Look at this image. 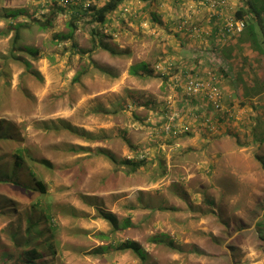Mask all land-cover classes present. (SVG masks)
I'll list each match as a JSON object with an SVG mask.
<instances>
[{"label":"rangeland","instance_id":"obj_1","mask_svg":"<svg viewBox=\"0 0 264 264\" xmlns=\"http://www.w3.org/2000/svg\"><path fill=\"white\" fill-rule=\"evenodd\" d=\"M62 1L0 0V121L18 139L3 144L1 163L11 164V152L23 148L30 169L47 185L45 212L31 209L38 193L0 185L11 211L0 214V242L10 246L12 230L23 233L32 217L39 220L34 235L39 242L48 240L54 251H44L48 264H264V149L251 144L264 133V93L254 97L244 86L239 91L238 81L231 79L245 71L251 86H263L264 52L249 62L244 52H258L245 46L227 65L220 61L225 53L214 49L238 39L251 41L248 34L224 30L226 20L248 1L226 0L225 7H212L207 0H152L144 15L142 0H122L100 25L102 37L93 35L88 21L77 24V49L71 42L53 43L56 34L69 31V16L57 15L46 30L33 21ZM253 1L262 11L264 0ZM21 8L27 17L13 24L2 18L5 9ZM152 13L159 15L157 22ZM114 24L111 36L108 29ZM256 30L264 48V26ZM211 34L214 39L207 41ZM186 37L192 45L211 48L205 54L211 61L200 74L211 70L218 77L224 99L217 110L176 85L185 63L179 66L182 58L176 59L173 47ZM28 47L40 58L33 59L24 50ZM127 50L136 61L146 57L145 77L127 73ZM223 72L232 77H222ZM171 117L177 133L164 132ZM256 120L263 128L255 129ZM109 156L145 164L130 172ZM43 159L53 168L39 162ZM100 211L114 214L121 224L130 219L131 226L112 236L139 242L145 262L129 252L88 254L110 242L97 237L112 229ZM45 215L52 218L53 232ZM156 236L160 244L152 241Z\"/></svg>","mask_w":264,"mask_h":264},{"label":"trees","instance_id":"obj_2","mask_svg":"<svg viewBox=\"0 0 264 264\" xmlns=\"http://www.w3.org/2000/svg\"><path fill=\"white\" fill-rule=\"evenodd\" d=\"M122 0H106L101 3V0H63L60 4H54L49 7L48 14H44L42 19L33 20L39 27V29L46 30L52 26L53 20L57 15L64 14L69 16L67 33H58L53 38V43H63L71 42L73 47L77 49V45L74 43L75 34L77 30V24L83 21H88L94 31L92 32L94 36L102 37V34L99 33L100 25H105L109 21V16L112 13H115L118 10V4ZM147 1V0H143ZM247 7H241L237 12V18L240 20L246 21V28L242 34H248L251 39L250 44L252 49L257 51L259 54H263L264 50L259 44L258 33L256 28L264 26V16L262 11L258 9V5L253 0H247ZM27 10L24 8L21 9H5L2 15V18L8 20L13 24L20 17H27ZM20 25L15 30L13 43L16 44L20 39ZM24 50L32 56L33 59H39L40 55L38 50L34 48H24ZM109 50V49H108ZM27 66L30 67V64L27 63ZM148 66L146 64H140L138 66H133L130 69V74L141 76L138 70H144L147 72ZM190 73H193L194 71ZM225 74V72H223ZM80 75L74 78V81H79ZM246 89V88H245ZM247 90V89H246ZM248 93H260L264 91V85L257 87L253 85L247 90ZM3 122L0 121V153L4 151L3 144H15L18 139L12 136L9 128H4L2 126ZM69 127V126H68ZM83 149L80 147V150ZM25 149L18 147L11 152L10 158L12 159L11 164L1 163L3 157L0 158V185H8L16 188L17 190H24L27 192H34L39 194V198L33 203L31 209H42L43 198L47 194V185L38 178L35 171L30 169L27 160L25 159L26 152ZM112 162L115 165L121 164L123 166H129L130 172H135L140 169L144 164L145 160L134 161V160H123L118 162L115 158L109 156ZM40 163L45 165L47 168H53L52 164L48 160H40ZM22 171H25L27 174H22ZM4 196H0V214L5 216L11 211L6 210ZM43 212H45L43 210ZM99 216L101 219L108 222L111 226V231L109 233L100 232L97 237L102 240H110L107 245H100L94 247L91 251L88 252L92 256H103L109 251H114L116 253H132L140 261L145 262L147 259V253L143 249L142 245L134 240H118L116 241L113 238V234L131 226L130 219H126L124 223H120L118 218L112 214L105 211H100ZM45 221L49 225L48 230L53 232L54 229L52 218L48 215H45ZM39 220L33 221L32 217L27 218V227L26 230L22 233L20 230H12L11 232V245L2 244V249H0V264H48L47 254L45 250L52 252L51 255H54L52 251L51 244L48 243V240L39 242V236L35 234V227L38 224ZM11 229V226L9 227ZM152 241L155 243H161L160 236L152 238ZM167 245H172L171 242H165Z\"/></svg>","mask_w":264,"mask_h":264},{"label":"crops","instance_id":"obj_3","mask_svg":"<svg viewBox=\"0 0 264 264\" xmlns=\"http://www.w3.org/2000/svg\"><path fill=\"white\" fill-rule=\"evenodd\" d=\"M148 1H152V0H147V1H141L142 2V7H143V9H144V15H146V14H149V12L147 11V9H149V8H151V5L150 4H147V2ZM141 11H143V10H141ZM151 16H152V21L153 22H157L156 21V19H158L157 17H159V15H157V14H151ZM126 21H130V20H124L123 22H126ZM128 24V23H127ZM130 24V23H129ZM117 26H118V24H114L113 26H110V28L108 29V31H109V34L112 36V34H113V32H115L116 33V28H117ZM133 26V25H132ZM203 27H206V26H203ZM202 29H204V28H202ZM126 30V29H125ZM123 31V33H125L126 31ZM207 31H209V30H207ZM214 33H213V35L216 33V31L214 30L213 31ZM180 35V34H179ZM186 35H189V33L188 34H186ZM202 35H204V34H202ZM212 35V34H211ZM208 36V39H206L207 41H210L209 39H211L212 38V40L214 39L213 37L214 36ZM111 36H109V38H111ZM240 37V36H239ZM189 39H191V38H187L186 37V41L185 40H182V41H179V43L181 42V44L182 45H180V44H178L179 46H174L173 48H176L177 49V53H176V59H180V58H182V60L179 62V66L181 65V64H183V63H185L184 64V67H183V69H184V72H186V73H190L189 71L191 70V71H194V72H199L200 73V69H202V65H204L205 64V62L207 63V62H210L211 61V59L209 58L210 56H206L205 54H206V52H207V50L208 49H211V48H208V49H206V47L205 46H203V47H201L200 45L201 44H195V45H192L191 44V40L189 41ZM111 40H113V39H111ZM197 40H200L201 41V38H197ZM237 40V39H236ZM114 42H116V41H114ZM215 42V41H214ZM100 46H101V43H100ZM102 46H103V48H105V47H107L108 45L105 43L104 45L102 44ZM115 46V45H114ZM117 46H118V48L120 49V51H118V55L120 56V55H123L121 52H122V45L120 44V43H117ZM245 46L247 47H250L251 46V44H250V42H245V40H242V39H238L237 41H229L225 46H223V47H220V46H214L215 48V50L218 48V49H220V50H222L223 51V53H225V56H227V58L226 57H223L222 58V60H220V61H223L224 63L226 62L227 63V65H229V63H230V60L232 59V58H234L235 57V55H236V57H239V55L238 54H236V53H239L238 51H237V49H240V50H245ZM261 46V45H260ZM113 47V46H112ZM262 47V46H261ZM114 49H115V47H113ZM118 49V50H119ZM250 49V48H249ZM262 49H264V48H262ZM116 51V50H115ZM253 51V50H252ZM251 51V52H252ZM117 52V51H116ZM189 52H191L192 53V55L193 54H195V55H197V56H195L194 58H193V56H192V58H190V56H189ZM125 53V56H126V58H127V61L129 62V69L128 70H126L127 71V73L130 75V69H131V67H133V66H138V65H142V64H146L147 66H148V61H147V59H146V57L145 58H142L140 61H136L135 59H132L131 57H132V51H128L127 50V52L125 51L124 52ZM198 53H202V56H200V57H198ZM246 53H249V52H246ZM245 52H244V55H245V57H243V58H245L246 59V61H249V60H251V58L252 57H254V58H256V59H259L260 58V54L259 53H257L256 55H253V54H251V53H249V54H251V56L250 57H248L247 56V54H246ZM231 55H232V57H231ZM229 56V57H228ZM226 58V59H225ZM262 58V57H261ZM145 59V60H144ZM135 60V61H134ZM226 60V61H225ZM258 61V60H257ZM140 62V63H139ZM249 62H251V61H249ZM135 63H138V64H136L135 65ZM190 63H192L191 65V68H189V67H187L186 65H189ZM178 66V68H180ZM193 67V68H192ZM112 69V71H118V70H116L115 68H111ZM183 69L181 70L182 72H183ZM202 71V70H201ZM138 72L140 73V75L141 76H138V77H145L147 74H148V68H147V72H144V70H138ZM176 73H178V72H176ZM227 73H228V75H227ZM243 73L245 74V71H243ZM238 75H237V77H235L234 79L233 78H231L232 77V75H230L229 74V72H226L224 75H223V73H222V77H230L232 80H237L238 82H237V86L239 87L238 88V90L240 91L241 89L243 90L244 88H246L247 90L249 89V87H252L251 86V80L249 81L245 76H244V74H240V72H238L237 73ZM136 76V75H135ZM239 76L241 77V78H239ZM226 77V78H227ZM256 83H260V81H258V79L256 80ZM254 85V84H253ZM243 86H244V88H243ZM245 89V90H246ZM243 92V91H242ZM241 92V95L243 96L244 94H246V93H242ZM263 93H264V91H262ZM262 92H260V93H254V97H258V96H260L261 94H262ZM238 110L237 109H235V114H237L236 112H237ZM255 113H256V115H257V111H255ZM238 114H239V112H238ZM237 117H239V116H236L235 118H237ZM259 120H256L255 121V123H254V125L256 126V130H259V129H261V128H263V127H260L261 125H263L262 124V122H260ZM260 124V125H259ZM257 126H259V127H257ZM255 130V131H256ZM256 134H257V132H256ZM257 136H258V134H257ZM258 139H256V135H255V142H251V144L252 145H254V144H257V145H259V146H261V147H263V149H264V133H263V136L261 135V137L259 138V136L257 137ZM250 144V143H249ZM249 144L248 145H246L247 147L249 146ZM264 157V156H263ZM231 177V176H230ZM233 177V176H232Z\"/></svg>","mask_w":264,"mask_h":264},{"label":"built area","instance_id":"obj_4","mask_svg":"<svg viewBox=\"0 0 264 264\" xmlns=\"http://www.w3.org/2000/svg\"><path fill=\"white\" fill-rule=\"evenodd\" d=\"M208 5L212 7L226 6V0H207ZM126 8L124 12H127ZM246 28V21L240 20L237 17L230 18L226 20L224 30L228 35H241ZM215 72L209 70L205 74H200L199 72L186 73L180 72L174 80L177 82V87L182 88L187 97L195 99L196 97L206 98L210 104H212L216 110L222 105V100L224 99V94L218 85V77L215 76ZM171 122H167L164 127V132L166 133H177L180 131L175 124H173L174 118H170Z\"/></svg>","mask_w":264,"mask_h":264}]
</instances>
